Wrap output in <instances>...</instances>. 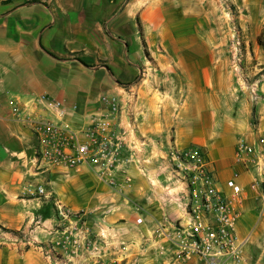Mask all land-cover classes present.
Returning a JSON list of instances; mask_svg holds the SVG:
<instances>
[{
  "label": "crops",
  "instance_id": "0c3cea01",
  "mask_svg": "<svg viewBox=\"0 0 264 264\" xmlns=\"http://www.w3.org/2000/svg\"><path fill=\"white\" fill-rule=\"evenodd\" d=\"M226 1L240 9L255 99L232 85L215 50L213 0H0V264H54L40 249L16 244L14 232L36 221L65 226L58 204L83 211L93 238L105 236L68 255L60 250L67 264H205L180 258L154 233L164 219L186 217L184 201L163 202L167 179L175 195L185 184L160 159L187 147L204 154L220 193L232 195L228 181L239 186L236 232L247 239L240 264H264V156L261 169L236 157L240 140L257 146L264 138V0ZM129 85L138 91L139 130L153 151L154 187L135 167L133 187L116 193L86 168L40 161L32 121L58 120L40 97L74 107L62 121L79 128L99 109L100 95Z\"/></svg>",
  "mask_w": 264,
  "mask_h": 264
},
{
  "label": "built area",
  "instance_id": "2783aa9c",
  "mask_svg": "<svg viewBox=\"0 0 264 264\" xmlns=\"http://www.w3.org/2000/svg\"><path fill=\"white\" fill-rule=\"evenodd\" d=\"M244 42L235 27H231L229 36V69L240 87L249 89L253 99L256 96L255 84L250 82L247 70ZM43 110L56 116L58 120H33L32 130L39 138L37 154L47 167H63L68 170L86 168L99 182L116 193L131 189L133 181L129 168L135 167L145 176L152 187L150 166L154 160L153 151L148 141L139 130V118L142 108L139 94L134 86H123L116 94H102L98 98L100 107L89 114L79 128H71L63 123L67 110L60 100L38 99ZM149 148V149H148ZM264 156V138H259L257 146H251L240 140L237 144L238 161L262 168ZM163 166L169 175L185 184V189L178 195L172 193L170 179L163 185L161 197L163 202L184 201L186 217L177 222L163 220L156 230L158 238L166 240L180 258L199 259L205 264H222L244 262L243 246L247 239L240 238L236 232L238 213L233 204L238 201L239 186L228 181L232 189L230 197L224 196L215 187L212 171L207 166L204 154L200 149L187 147L181 150L170 148L163 159ZM37 193L43 194L41 187ZM82 211H73L57 205V217L65 226L62 236L52 245L62 250L65 255L71 250L78 251L89 247L93 242H104L103 235L92 237L85 227ZM139 222V221H138ZM24 238L14 237V242L30 245L35 240L22 243ZM97 247L93 249L97 251ZM163 248V247H162ZM46 258H56L50 250L45 251ZM65 263V257L63 258Z\"/></svg>",
  "mask_w": 264,
  "mask_h": 264
},
{
  "label": "rangeland",
  "instance_id": "374dc122",
  "mask_svg": "<svg viewBox=\"0 0 264 264\" xmlns=\"http://www.w3.org/2000/svg\"><path fill=\"white\" fill-rule=\"evenodd\" d=\"M215 3H217V6L219 7V11L215 12L214 20L211 22L212 27H215V30L213 32V35L217 38L219 46L216 47L215 50L221 51L220 61L222 60L224 62V70L227 71L228 74L232 77V85L235 88L240 87L239 84L236 82V79L234 78L231 70L229 69V36H230V29L231 27H235L238 32L240 33V36L242 37L244 41V30L241 28V26L238 23L237 16L240 15V9L237 7H234L233 5H229L230 3L226 0H213ZM229 3V4H228ZM220 63V62H219ZM252 62L248 60V66H251ZM254 64L256 65L257 62L255 61ZM259 67H264V61L259 63ZM147 66L150 65V63L146 64ZM179 110L177 109V112ZM102 209L104 208L103 205ZM56 208V217H57V206ZM83 212V211H82ZM59 218L57 217V220ZM56 227L48 228L43 223L36 221L33 222L32 226L20 229L18 231L14 232V236L17 235L18 238H24L22 240V243L27 242L28 240H35V243H30V245H22L23 247L30 248V247H36L37 249H40L44 257L46 258L45 251L50 250L54 253L56 258L51 257V262H54V264H67L68 261H65L63 263V257L60 252V249H58L55 246V250L52 249V245H55L56 242L61 238L62 236V229L63 226L61 223H58ZM44 234L45 236H41ZM47 236H50V238H46Z\"/></svg>",
  "mask_w": 264,
  "mask_h": 264
},
{
  "label": "trees",
  "instance_id": "16d2710c",
  "mask_svg": "<svg viewBox=\"0 0 264 264\" xmlns=\"http://www.w3.org/2000/svg\"><path fill=\"white\" fill-rule=\"evenodd\" d=\"M259 44L264 49V41H260Z\"/></svg>",
  "mask_w": 264,
  "mask_h": 264
}]
</instances>
